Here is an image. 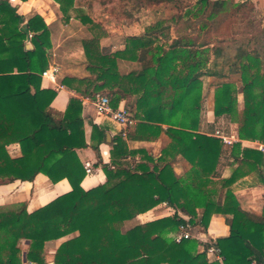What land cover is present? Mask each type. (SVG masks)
<instances>
[{
	"label": "trees",
	"instance_id": "trees-1",
	"mask_svg": "<svg viewBox=\"0 0 264 264\" xmlns=\"http://www.w3.org/2000/svg\"><path fill=\"white\" fill-rule=\"evenodd\" d=\"M54 1L67 20L75 12L94 30L82 40L90 76L65 77L63 83L84 96L107 94L115 107L121 99L134 98L135 109L130 110L139 120L136 134L149 139L165 133L170 141L156 157L145 149H130L120 131L112 141L111 160L104 163L99 145L105 131L93 124V143H88L82 100L71 97L64 112L56 111L51 104L57 91L42 87L52 46L43 16L25 21L11 1L0 0V183L32 181L43 173L54 183L66 178L71 185L32 212L26 201L0 205V264H22L24 240L26 259L47 264L46 242L62 238L55 264H264V209L261 214L243 209L232 190L248 174L263 175L264 152L234 142L231 156L237 166L222 178L217 166L225 144L199 131L205 76L217 80L214 115L237 123L239 139L264 144V63L259 50L235 40V51L228 54L225 45L213 44L203 34L215 27L218 16H227L234 2L194 0L172 24L160 19L143 34L127 36L123 49L107 53L100 45L104 33L84 6L77 0ZM260 31L252 40L264 46V27ZM118 59L137 61L140 68L121 74ZM235 75L238 81L231 79ZM14 143L20 145V156L9 151ZM89 145L106 180L84 188L87 171L77 149ZM136 155L140 161L129 164L128 158ZM177 156L185 163L182 175L172 165ZM163 202L172 214L123 229L126 221ZM179 212L204 227L214 213H221L230 233L213 243L193 236L177 241L175 234L188 223ZM211 245L221 261L208 258Z\"/></svg>",
	"mask_w": 264,
	"mask_h": 264
},
{
	"label": "crops",
	"instance_id": "crops-1",
	"mask_svg": "<svg viewBox=\"0 0 264 264\" xmlns=\"http://www.w3.org/2000/svg\"><path fill=\"white\" fill-rule=\"evenodd\" d=\"M13 5L17 7L18 13L22 14L27 21L35 14L43 16L45 22L48 24L51 32V48L49 50V65H56L58 72L51 77H42V87L53 88L57 91V95L54 98L51 106L56 111L64 112L67 108L68 102L71 97H78L82 100L83 104V117L85 123V133L88 143L91 145V134L93 130V124H97L101 129L105 131V141L99 145L100 154L104 163H109L111 160L110 150L112 148V141L116 134L120 131H124L122 126L116 122L107 119L105 117L98 116L92 104V97L84 96L81 93L75 91L69 86L63 83L65 77H77L84 78L90 76V71L87 68V59L82 45L81 50L75 54L74 51L65 50L64 40L67 38L65 34L64 25H62L56 15L53 7L59 6L55 1L50 0H9ZM55 4V5H54ZM58 8V7H57ZM56 9V8H55ZM57 10V9H56ZM27 46H32L28 41ZM67 49V48H66ZM135 66L140 67V63L137 61H130L125 59H118V66L121 73H126L125 67ZM47 67V68H48ZM46 68V69H47ZM126 105L129 109H135V100L121 99L118 105ZM139 120L137 119V123ZM167 127V125H163ZM203 129V127H201ZM124 137L127 140L130 149H145L154 156H159L163 147L170 141L169 137L162 133L158 138H141L136 134V125L126 129ZM234 142L240 141L242 147L258 148L264 152V146L258 141L239 139L237 131L235 132ZM78 148V155L83 162L84 166L90 167L91 172L87 173L82 181L84 188H91L97 184L103 183L106 180L105 173L101 165H98L99 158L97 152L92 146ZM231 145L225 144L224 152L220 158L217 166V174L222 178L230 177L237 164L233 163V157L231 156ZM9 151L13 156H20L21 149L18 143L11 144ZM181 157H177L172 163L175 172L178 175H182L181 169ZM128 163L133 165L140 161V155L135 157H129ZM263 175L259 172H253L248 174L232 185V190L237 196L240 205L243 209L261 214L264 209V167L262 169ZM71 190L69 181L65 178L56 183L52 182L48 176L43 173H39L32 181L14 180L12 182L0 183V205H8L19 202H27V210L32 212L39 207L45 205L55 197ZM173 213V209L163 202L151 210L137 215L134 219L126 221L123 229L130 226L149 220H153L159 217L167 216ZM182 217L187 221L189 216L179 212ZM188 224L192 227L189 221ZM230 233L229 225L226 223V216L221 213H214L210 219L209 225L204 227L200 225L199 229L193 237L199 239L202 243H213L219 237L228 236ZM64 240H51L46 242L45 245V259L47 264H55L54 256L56 249L61 241ZM24 244L23 252H27V241H22ZM214 246L211 245L208 248L207 255L211 261H221L215 250H212ZM203 247H201L202 249ZM23 264H29L25 259ZM35 264V263H33Z\"/></svg>",
	"mask_w": 264,
	"mask_h": 264
},
{
	"label": "rangeland",
	"instance_id": "rangeland-1",
	"mask_svg": "<svg viewBox=\"0 0 264 264\" xmlns=\"http://www.w3.org/2000/svg\"><path fill=\"white\" fill-rule=\"evenodd\" d=\"M138 1H144L145 3L140 6ZM232 1L234 5L230 6L227 16L224 14L218 16L215 27L209 33H203L206 34L204 37L213 44L225 45L228 54L234 53L235 40L243 44L249 42L251 48L254 47L259 50L264 63V46L261 42L252 40L255 36H261L260 29L264 27V0ZM243 1L245 2L243 3ZM77 2L80 6H84L85 13L99 26V31L104 33V36L100 38V45L103 50L107 53H114L125 47L127 36L143 34L149 25L154 24L158 20L165 19L167 23L172 24L173 18L182 15L194 0H165L161 3L150 2V0H77ZM53 10H55L59 22L64 25V32L67 37L63 42L65 45L64 49L67 52L71 50L77 54L78 50H81L82 40L91 38L94 30L92 31L90 24H83L75 12H71V18L67 20L59 6L53 7ZM186 18L185 16L180 20L179 26H183ZM171 34L174 35L175 33L171 32ZM219 41L222 42L220 43ZM139 68L134 65L126 66L125 71L127 72L120 73L127 74ZM231 79L238 81L239 76H232ZM202 80L204 98L200 113L199 131L214 136L217 134L224 135L232 140L238 124L232 122L226 116L216 117L213 112L215 83L217 80L205 76L202 77ZM242 105L243 96L240 93L239 107L241 108ZM263 146L264 144H262ZM179 159L182 161L181 173H183V171L185 172V163L182 157ZM200 225L194 224L192 227L190 226L189 232L191 235L197 232ZM22 243L20 245L23 249L24 244ZM24 259L26 260L23 252L22 264Z\"/></svg>",
	"mask_w": 264,
	"mask_h": 264
},
{
	"label": "built area",
	"instance_id": "built-area-1",
	"mask_svg": "<svg viewBox=\"0 0 264 264\" xmlns=\"http://www.w3.org/2000/svg\"><path fill=\"white\" fill-rule=\"evenodd\" d=\"M32 37V33H29V38ZM58 67L56 65L48 67L46 70L43 71L42 77H51L54 76L58 72ZM92 104L94 106V109L96 111V114L101 117H105L107 119H110L120 126H122V129L124 130L122 133L123 135L126 134L125 130L129 129L137 124V119L134 117L132 111L126 106V105H118L113 106L110 97L107 94L98 93L94 97H92ZM219 138H221L224 142V144L231 145L234 143V136L233 139H228L224 135H215ZM261 148H263L261 146ZM87 173L91 172V168H86ZM190 225L187 223L186 225H182L179 229V231L175 234V238L177 241H180L182 238H188L191 235L189 232ZM212 250H215L218 252V249L213 247ZM221 260V258H220ZM26 261L29 264H33V262H30L26 259Z\"/></svg>",
	"mask_w": 264,
	"mask_h": 264
}]
</instances>
